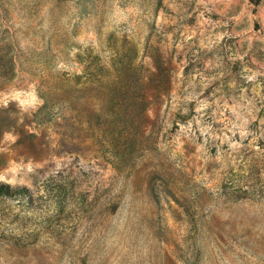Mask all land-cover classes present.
Here are the masks:
<instances>
[{
  "label": "rangeland",
  "instance_id": "374dc122",
  "mask_svg": "<svg viewBox=\"0 0 264 264\" xmlns=\"http://www.w3.org/2000/svg\"><path fill=\"white\" fill-rule=\"evenodd\" d=\"M1 183L0 264H264V0H0Z\"/></svg>",
  "mask_w": 264,
  "mask_h": 264
},
{
  "label": "trees",
  "instance_id": "16d2710c",
  "mask_svg": "<svg viewBox=\"0 0 264 264\" xmlns=\"http://www.w3.org/2000/svg\"><path fill=\"white\" fill-rule=\"evenodd\" d=\"M70 45L68 42H65L63 46L60 44L57 46L58 52L65 51L68 53L70 50ZM43 60L39 61L40 64L38 65V68L41 69L40 75L42 77V86L43 84H48L49 91L44 94L45 98V104L40 109V112L45 110L49 106V102L54 103V107L57 106V108L65 109L69 108L71 105V95H72V87H71V79L67 74L62 70H57V54L54 53V59L48 56H45ZM12 61V60H11ZM97 65L98 71L100 70L99 64ZM12 66V65H11ZM48 74H54V84L49 85V79L45 78L48 76ZM82 87L86 85V81H82ZM54 90V91H52ZM47 95H50L52 98H47ZM18 195L21 197H27L29 202H33L36 196V192L28 188L27 186H18L14 187L9 183H1L0 184V196H14Z\"/></svg>",
  "mask_w": 264,
  "mask_h": 264
}]
</instances>
